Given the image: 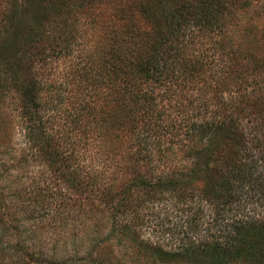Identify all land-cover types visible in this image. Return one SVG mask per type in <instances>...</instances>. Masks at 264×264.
Instances as JSON below:
<instances>
[{
    "label": "trees",
    "instance_id": "1",
    "mask_svg": "<svg viewBox=\"0 0 264 264\" xmlns=\"http://www.w3.org/2000/svg\"><path fill=\"white\" fill-rule=\"evenodd\" d=\"M227 1L0 0V102L15 96L25 139L50 169L26 198L31 190L12 189L2 173L0 141V264H264V106L238 100L245 127L232 115H195L180 121L182 134L149 128L156 85L187 76L225 87L227 75L207 72L195 52L197 38L222 30ZM76 49L68 106L85 127L94 120L87 97L106 108L114 184L85 181L77 159L58 161L59 145L45 135L44 114L64 99L48 65ZM229 52L235 61L243 54ZM68 225L92 235L52 238Z\"/></svg>",
    "mask_w": 264,
    "mask_h": 264
},
{
    "label": "rangeland",
    "instance_id": "2",
    "mask_svg": "<svg viewBox=\"0 0 264 264\" xmlns=\"http://www.w3.org/2000/svg\"><path fill=\"white\" fill-rule=\"evenodd\" d=\"M225 4L227 10L223 13L222 30L211 34L209 38H197L196 41H202V45L197 44V52H195L196 56L203 59L206 65L204 69L207 72H212L215 77L221 72L227 75H222L226 77L224 79H227L222 81L225 87L216 91L214 81L194 80L187 76L179 77L173 84L166 82L156 85L149 103L151 107L149 114L153 119L149 128L157 125L153 131H161L164 137L175 133L176 130L182 134L184 129L183 127L179 129L180 121L190 120L195 115L207 117L227 115L231 117L232 115L235 122L245 127L247 114L239 109L237 112L238 100L256 102L258 107L264 106V0H230ZM79 41L81 43L86 41L84 34ZM230 50L243 52V54L235 61L231 59ZM79 51L76 49L72 55L60 57L48 65L50 71L48 80L56 81V86L60 85V93L64 99L58 108L44 114L45 135L49 136L53 143L59 145L62 153L59 151L60 156H55L58 161H62L61 158L65 157H69V160L77 159L79 168H81V176H84L85 181L96 183V186L114 184L116 140L114 141V131L108 130L105 127L106 123L103 122L106 108L100 99L93 101L87 97L86 101L91 107L88 119L94 120L93 123L88 124V127H85L68 106L69 97L74 95V92H69V89H74V86L66 84L69 78L68 72L73 61H76L80 55ZM183 75L186 74L183 73ZM237 76H242L243 79ZM240 95L244 99L238 98ZM53 103L56 104V101ZM198 105H207L209 108L207 111H198ZM188 122L190 121L186 123ZM21 125L22 118L17 100L14 95H8L0 102V141L6 140L5 146L7 147L5 156L1 158L7 161L8 166V171L2 173L12 189L27 187L32 193L26 198H35L38 182L42 184V181L49 179V160L30 147ZM51 150L53 149L50 148L49 151ZM181 162L190 164L187 160ZM70 197L76 198L73 194ZM89 198L93 197L88 194L80 197L85 200H90ZM161 214H164V211H161ZM168 214L172 216L176 213L172 209ZM182 215L179 214L178 217L173 218V221L182 222L184 219ZM86 217L80 216L73 222H84ZM106 232L107 229L103 233L101 230L97 233L104 238L103 235ZM72 233H76L78 240L92 235L88 225H80L74 229L68 225L63 232L57 233L52 238L61 234L68 238V235L71 236ZM158 233L148 230L145 236L150 234L152 239L157 240ZM106 244L102 242L101 246ZM112 250L114 252V249Z\"/></svg>",
    "mask_w": 264,
    "mask_h": 264
}]
</instances>
